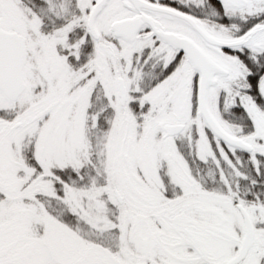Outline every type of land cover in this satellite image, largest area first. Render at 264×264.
<instances>
[{
	"label": "snow or ice",
	"instance_id": "obj_1",
	"mask_svg": "<svg viewBox=\"0 0 264 264\" xmlns=\"http://www.w3.org/2000/svg\"><path fill=\"white\" fill-rule=\"evenodd\" d=\"M0 264H264V0H0Z\"/></svg>",
	"mask_w": 264,
	"mask_h": 264
}]
</instances>
